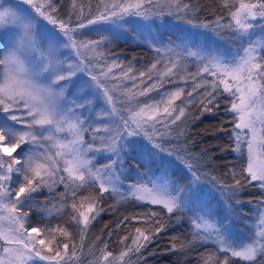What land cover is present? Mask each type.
Instances as JSON below:
<instances>
[{"label": "rangeland", "instance_id": "374dc122", "mask_svg": "<svg viewBox=\"0 0 264 264\" xmlns=\"http://www.w3.org/2000/svg\"><path fill=\"white\" fill-rule=\"evenodd\" d=\"M233 1L232 19L244 30L255 17V25L264 23L262 4L253 8L245 0ZM132 5L123 4L119 13L98 18L90 27L66 29L48 21L53 0H0V264H59L54 244L59 222L66 214L76 215L86 185L123 188L166 208L181 198L189 200L190 195L172 192L163 175L146 185L118 178L119 163L112 153L122 147L123 133L106 116L109 107L99 101L100 93H93L102 88L113 106L104 87L122 93L139 79L140 68L107 52L117 40L157 47L165 73L178 70L174 79L190 77L188 83L181 79L167 86L164 100L188 85L201 86V92H210L213 84L233 88V134L243 138L245 170L264 186V95L258 93L260 65L264 73V27L240 55L228 56L215 35L182 22L168 23L177 35L183 28L180 39L162 41L160 22L142 19ZM191 70L204 77L192 81ZM32 203L37 204L36 218L25 208ZM260 220L264 226V212ZM196 225L212 227L203 220ZM254 249L243 244L229 250L250 259ZM207 259H214L212 253L204 252L196 263Z\"/></svg>", "mask_w": 264, "mask_h": 264}, {"label": "trees", "instance_id": "16d2710c", "mask_svg": "<svg viewBox=\"0 0 264 264\" xmlns=\"http://www.w3.org/2000/svg\"><path fill=\"white\" fill-rule=\"evenodd\" d=\"M245 1L253 8L264 6V0ZM125 3L133 4L142 19L160 22L162 41L180 39L183 28L177 35L168 23L182 22L215 35L228 56L240 55L264 27L263 22L255 25L258 17L246 30L235 23L233 0H53L48 21L66 29L90 27L98 18L119 13ZM107 52L141 70L139 79L122 93L103 86L113 106L103 97L102 88L93 92L100 93L99 101L109 107L106 116L123 133L122 147L112 153L119 163L118 178L146 185L163 175L172 192L190 197L166 208L123 188L84 186L76 215L65 213L54 237L59 264H197L204 252L212 253L214 259L203 264H264V226L260 223L264 186L245 170L243 138L237 140L233 134L236 91L213 84L212 94H207L196 84L164 100L167 86L181 79L188 83L190 77L174 79L178 70L165 73L161 67L165 60L160 59L157 47L117 40ZM154 60L155 66L150 67ZM195 71L190 72L192 81L204 77ZM258 93L264 95L261 65ZM161 97L165 107L159 105ZM25 208L30 218H36V203ZM200 220L212 227L197 226ZM243 244L255 247L250 259L229 250Z\"/></svg>", "mask_w": 264, "mask_h": 264}]
</instances>
